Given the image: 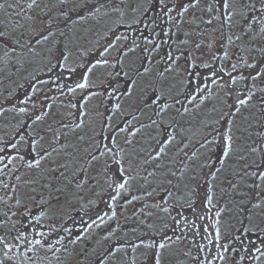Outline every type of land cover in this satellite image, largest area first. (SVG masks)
Listing matches in <instances>:
<instances>
[{
	"label": "snow or ice",
	"instance_id": "1",
	"mask_svg": "<svg viewBox=\"0 0 264 264\" xmlns=\"http://www.w3.org/2000/svg\"><path fill=\"white\" fill-rule=\"evenodd\" d=\"M0 264H264V0H0Z\"/></svg>",
	"mask_w": 264,
	"mask_h": 264
}]
</instances>
